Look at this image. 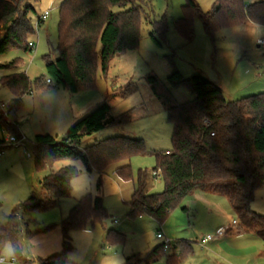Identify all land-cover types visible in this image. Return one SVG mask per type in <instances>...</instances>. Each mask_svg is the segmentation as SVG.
Listing matches in <instances>:
<instances>
[{
  "label": "trees",
  "instance_id": "obj_1",
  "mask_svg": "<svg viewBox=\"0 0 264 264\" xmlns=\"http://www.w3.org/2000/svg\"><path fill=\"white\" fill-rule=\"evenodd\" d=\"M152 0H63L59 5V35L56 58L45 56L46 75L34 82L25 72L3 76V83L15 95L7 112L0 114V131L20 136L18 112L23 96L34 89L64 87L72 93L94 87L98 65L107 75L115 56L137 50L141 42V28L145 8ZM33 8L25 0H0V54L11 50L32 51L29 42L34 33L30 17ZM182 16L174 27L179 35L191 43L195 38V19H201L206 35L215 41L220 29L239 25L247 20L264 25V0L248 4L246 0H217L211 12H204L195 0H185ZM149 20V18H147ZM41 25V22L39 26ZM150 36L165 38L166 18L151 22ZM21 65L16 58L5 67ZM147 82L156 98L166 107L168 121L173 126L172 149L148 151L142 139L109 137L80 148L82 139L112 125L129 121L131 111L115 117L108 103H101L89 114L74 123L61 140L50 134L37 135L34 163L38 170L57 160H81L88 171L100 175L111 164L127 161L116 169L123 180L134 181L130 164L136 155L152 154L156 166L150 173L139 170L134 192L129 201L132 215L149 214L162 226L172 211L182 206L183 200L195 190L225 196L235 215L239 233L253 234L264 242V216L252 210L256 189L264 184V93L228 100L222 88L200 75L184 77L177 69L167 77L168 85L186 87L194 99L179 103L169 87L156 75ZM128 84L122 89L126 98L136 92ZM159 172L164 182L161 193L150 192ZM80 174L76 166H65L47 175L42 181L45 200L31 197L21 204L28 213L57 206L72 192V180ZM183 209H186L183 207ZM109 217L103 200L91 194L83 196L61 223L63 250L38 264H68L67 252L72 248L69 232L87 229L103 223ZM29 220L15 210L6 224L0 223V256L7 242L13 245L16 258L26 264L21 247L22 237L30 236ZM37 232L46 230L38 228ZM107 240L123 242L124 234L110 230ZM171 250L163 244L155 247L145 259L132 255L125 264H140L166 258L167 264H181L191 249L190 242L175 240Z\"/></svg>",
  "mask_w": 264,
  "mask_h": 264
},
{
  "label": "rangeland",
  "instance_id": "obj_2",
  "mask_svg": "<svg viewBox=\"0 0 264 264\" xmlns=\"http://www.w3.org/2000/svg\"><path fill=\"white\" fill-rule=\"evenodd\" d=\"M63 0H25L33 10L30 13L34 33L30 41L37 43L35 50L24 52L11 50L0 54V79L13 73L25 72L32 82L46 75L45 56H58L59 5ZM204 12H211L217 0H195ZM259 0H246L248 4ZM185 0H152L145 8L141 28V42L137 50L115 56L110 62L107 75L98 65L94 87L72 93L64 87L34 89L32 94L23 96L18 112L19 132L28 139V147L34 153L37 135L50 134L61 140L66 131L78 120L89 114L101 103H108L115 117L131 111L129 121L112 125L82 139L80 148L109 137L142 139L148 151H167L172 149L173 126L168 121L166 107L153 94L147 78L156 75L170 89L179 103L194 99L186 87H172L167 77L177 69L184 77L200 75L218 85H222L228 100H236L264 93V25L249 20L228 26L216 32L215 41L205 33L201 19H195V38L187 43L175 30L174 23L183 14ZM51 10L49 19L38 26V19ZM166 18L168 30L165 38L156 35L157 42L150 33L151 22ZM149 18V20L147 19ZM20 58L21 65L15 69L5 67L14 59ZM128 84L137 90L123 98L122 89ZM15 95L0 82V114L13 105ZM4 105L2 107L1 105ZM1 137V131H0ZM0 156V223L6 224L10 215L17 210L20 217L29 220L30 236L21 240L22 253L26 264H38L63 250L64 238L62 221L68 217L73 207L85 195L100 196L109 217L87 229H72L69 232L72 248L67 252L68 264H125L126 259L137 255L145 259L155 247L163 242L157 237L161 226L149 214L142 217L131 214L129 201L139 170L152 172L156 166L152 154L136 155L130 160L134 181L117 178L114 174L116 164L105 169L101 177L97 170L88 171L81 160L66 158L49 163L44 169L35 167L34 156L29 158L16 147H7ZM76 166L80 174L72 180V192L62 198L57 206L37 209L26 213L21 204L31 197L45 200L42 188L43 179L65 166ZM164 182L155 178L152 193H161ZM208 192L195 190L182 202V206L172 211L165 221L168 235L173 241L182 238L196 241L208 233H213L224 220L223 213L217 210L214 198ZM224 200L225 198H221ZM229 204V203H227ZM188 205V212L183 207ZM226 205V203H225ZM230 206V205H228ZM220 210V208H219ZM252 210L264 216V184L254 194ZM238 226V223L233 224ZM38 228L46 231L37 232ZM164 228V230H165ZM114 230L124 234V241L111 243L107 233ZM215 233V232H214ZM174 235V236H173ZM193 240V241H194ZM208 246V245H207ZM199 242L194 244V261L184 264H232L227 257L217 252H208ZM203 248V249H202ZM2 257L8 261L17 260L13 245L7 242ZM252 258V257H251ZM18 261V260H17ZM20 262V261H18ZM14 264V263H1ZM140 264H167L166 258L157 261H143ZM241 264V263H240ZM250 264H264V258L250 259Z\"/></svg>",
  "mask_w": 264,
  "mask_h": 264
},
{
  "label": "crops",
  "instance_id": "obj_3",
  "mask_svg": "<svg viewBox=\"0 0 264 264\" xmlns=\"http://www.w3.org/2000/svg\"><path fill=\"white\" fill-rule=\"evenodd\" d=\"M258 46H260V45H258ZM0 82H1V79H0ZM219 86L222 88L224 95H225L226 94L225 88L222 85H219ZM101 140H103V139H101ZM96 141H100V140H96ZM127 163H129V162L123 161V162L116 164L115 169H114V174L117 178H119V177L115 173L116 169L120 166L126 165ZM104 175H105V173H103V176ZM151 190H152V188H151ZM151 190H150V192H151ZM133 192H134V187L132 190V194H133ZM208 193L212 197H215L214 195H218V194H214V193H210V192H208ZM216 197H220V198H214L212 200V202L215 201V204L217 206L219 204L221 205V207H218L217 210L220 211V213H223L222 215H223L224 220L221 222L220 225H218L216 227L214 232H216L220 228H225L226 234L221 238H217V239L209 242L208 246L203 247V248H205L206 251H208V252L213 253V251H214V252H217L219 255H222L223 257H227L226 259H228L232 264H240V263L241 264H250V259H257L258 260L259 258H264V242L259 237L255 236L253 234L239 233L237 226H234L232 223L233 220H236V215H235L228 199L223 195H218ZM222 197L225 198L227 202H225L224 200H220ZM225 203H226V205H225ZM227 203H229V204H227ZM228 205H230V206H228ZM184 207L186 209H183V211L188 212L189 211L188 205L184 206ZM219 208H220V210H219ZM165 227H166V224L164 223L160 228L161 231L164 233V235L166 237L171 238L173 240L174 237L168 235L169 230H167V228H165ZM164 228H165V230H164ZM208 234H212V233H208ZM189 238H191V237H189ZM189 238L188 239H186V238L180 239L183 241L190 242V245H191L190 251L187 253V255L185 256V258L181 264H184L186 261H190V263H191V261H194L193 258H195L197 253H198V251H197V253L195 251L194 244L196 245L199 239L197 241H196V239L195 240L193 239L194 240L193 241Z\"/></svg>",
  "mask_w": 264,
  "mask_h": 264
},
{
  "label": "built area",
  "instance_id": "obj_4",
  "mask_svg": "<svg viewBox=\"0 0 264 264\" xmlns=\"http://www.w3.org/2000/svg\"><path fill=\"white\" fill-rule=\"evenodd\" d=\"M51 14V10H47L39 19H38V26L41 23H44L50 16ZM259 45H264V39L259 40ZM29 46L31 48V50H35L37 47V43L34 41H30L29 42ZM2 107H4V105H1ZM28 139L23 136H17V135H13L8 133L5 129L1 130V137H0V155H2L4 153V150L7 147H16V148H20L24 151V153L26 154V156H28L29 158H31L33 156V152H31L29 150L28 147ZM155 178H160L159 172H155L154 173ZM233 224H236L237 221L233 220L232 222ZM226 234V229L225 228H220L218 229L215 233L212 234H207L202 236L201 238H199L198 242L200 243L201 246H207L209 244V242L217 239V238H221ZM157 237L159 239L162 240V244L164 246V250L169 251L173 248L174 244H173V240L171 238H168L164 235V233L161 231L157 234ZM14 263V264H24L21 262H18L17 260H11L8 261L6 258L0 256V264L1 263Z\"/></svg>",
  "mask_w": 264,
  "mask_h": 264
}]
</instances>
